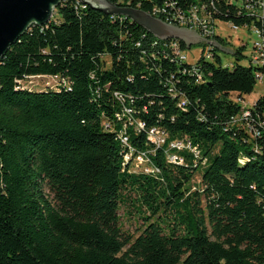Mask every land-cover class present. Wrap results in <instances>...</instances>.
<instances>
[{"label":"trees","instance_id":"1","mask_svg":"<svg viewBox=\"0 0 264 264\" xmlns=\"http://www.w3.org/2000/svg\"><path fill=\"white\" fill-rule=\"evenodd\" d=\"M111 1L151 14L196 2ZM215 6L223 21L261 26L241 2ZM55 11L0 60V264H264V137L232 121L264 65L241 64L245 45L227 37L231 65L216 53L192 64L123 16L78 0ZM35 76L57 83L34 88ZM254 109L264 121V95ZM152 127L166 133L159 147ZM172 140L198 155L168 161ZM131 148L158 171L125 164ZM125 205L143 220L137 235L121 226Z\"/></svg>","mask_w":264,"mask_h":264},{"label":"built area","instance_id":"2","mask_svg":"<svg viewBox=\"0 0 264 264\" xmlns=\"http://www.w3.org/2000/svg\"><path fill=\"white\" fill-rule=\"evenodd\" d=\"M242 10L246 16L251 17V19L256 20L258 23H261V26L258 27L253 22L250 24L236 25L232 21H224L228 24V27L233 30H238L239 28H243L248 34L254 35V39L251 43V53L248 58V61L253 67H261L264 65V0H241ZM217 9L215 6V0H196L195 3H192L186 8H181L175 2H169L168 7L157 8L154 7L152 9V15H160L163 16L165 22L179 26L185 27L190 30H195L197 34L202 38L209 40L213 43L203 42V47L201 54L207 60H213L214 53L220 55V52L230 53L232 54V47L229 45L221 44V42L217 39L218 28V20L217 18ZM151 14V13H150ZM114 16V15H112ZM159 18V17H158ZM223 21V20H221ZM220 36V35H219ZM226 38V37H224ZM158 39V38H157ZM163 41V47L169 49L172 53V57L179 61H186L187 53L186 50L181 49L178 39H158ZM168 40V41H167ZM155 43V42H154ZM227 49L225 51L220 49L216 45ZM244 45V44H243ZM188 49V48H186ZM222 59V57H221ZM198 59L194 62H190L194 64ZM223 65H231L230 63H224ZM41 77V76H37ZM45 77V76H42ZM261 77L260 71H256V78L259 79ZM52 78V77H50ZM55 80L54 85L57 83V79L53 77ZM50 87L52 84H49ZM235 100L241 106L240 113L233 118L232 121L236 122L243 130L246 131L249 138L256 139L259 137H264V121L260 119L256 110L254 109L255 100L252 102L247 101L244 98L235 97ZM183 103V102H182ZM128 115L131 113V109L126 107L124 110ZM256 113V116L253 114ZM138 127H143V125L139 122ZM119 138L123 144H127V138L122 134H119ZM147 139L155 145V147H159L165 143L166 133L156 127H152L147 132ZM187 149L193 152L194 155H198V152L191 148L190 144L184 142L182 140H172L169 142L168 149L165 151L166 158L170 162L174 163H184V158L178 155L175 150H184ZM173 150V151H172ZM130 160L133 162V166L137 170H143L145 172L149 171H158L157 168L153 167L149 163V158L146 152H135L132 148L124 155L125 164Z\"/></svg>","mask_w":264,"mask_h":264},{"label":"water","instance_id":"3","mask_svg":"<svg viewBox=\"0 0 264 264\" xmlns=\"http://www.w3.org/2000/svg\"><path fill=\"white\" fill-rule=\"evenodd\" d=\"M62 0H0V60L9 47L32 25L47 24ZM106 15L123 16L135 22L158 39H178L187 48L202 39L195 30L179 27L155 17L147 11L130 5H119L111 0H78ZM216 45V44H215ZM220 49L228 51L218 45ZM229 52V51H228Z\"/></svg>","mask_w":264,"mask_h":264},{"label":"rangeland","instance_id":"4","mask_svg":"<svg viewBox=\"0 0 264 264\" xmlns=\"http://www.w3.org/2000/svg\"><path fill=\"white\" fill-rule=\"evenodd\" d=\"M234 2L240 3L241 0H232ZM58 15L56 11L54 10L52 18L51 19H58ZM218 28L217 32L221 37H227L228 41L231 43V45L235 48L242 44L245 45V48L243 49V57L239 60L241 64L248 65L249 61L248 58L250 56L251 51V43L254 39V35L248 34L243 28H239L238 30H233L228 27V24L224 21L218 20L217 22ZM203 44L201 42L194 43L191 45L190 48L186 49L187 53V59L188 62H194L196 59H199L201 55ZM222 60L224 63H230L234 60V56H232L230 53H224L220 52ZM103 60L105 62V66H109V58L108 56H104ZM54 78H48V77H31L27 79L28 84H30L34 88H44L49 87V84H54ZM261 95H264V73H261V77L257 79L254 90L252 93L245 95V99L247 101L252 102L253 100H256ZM234 97V96H233ZM195 180H198V176L195 178ZM120 214V221L121 226L123 230H126L130 233H133L135 235L139 232V227L142 225L143 220L138 219L137 213L134 209L130 208L129 206H121L119 210Z\"/></svg>","mask_w":264,"mask_h":264}]
</instances>
